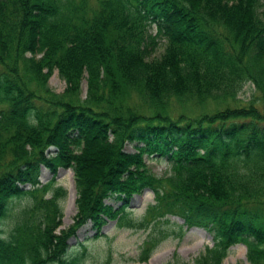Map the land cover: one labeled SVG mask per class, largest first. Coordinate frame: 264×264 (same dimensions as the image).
Segmentation results:
<instances>
[{
  "label": "trees",
  "instance_id": "16d2710c",
  "mask_svg": "<svg viewBox=\"0 0 264 264\" xmlns=\"http://www.w3.org/2000/svg\"><path fill=\"white\" fill-rule=\"evenodd\" d=\"M54 71L60 94L46 85ZM247 83L257 97L229 107ZM145 157L167 172L152 175ZM58 169L76 195L62 230ZM143 190L154 204L132 223ZM24 197L0 264H79L83 248L68 256L67 241L85 224L96 239L106 220L144 228L167 215L211 234L194 264H221L234 245L264 264V0H0V224Z\"/></svg>",
  "mask_w": 264,
  "mask_h": 264
},
{
  "label": "rangeland",
  "instance_id": "374dc122",
  "mask_svg": "<svg viewBox=\"0 0 264 264\" xmlns=\"http://www.w3.org/2000/svg\"><path fill=\"white\" fill-rule=\"evenodd\" d=\"M94 0H88L92 3ZM154 34L153 28L149 30ZM163 42L159 41L149 59H156L162 53ZM48 88L60 94L64 89V83L54 71L47 79ZM80 96L84 98L85 82L81 81ZM257 97L256 92L250 84H245L235 96L236 102H229L231 108L246 106V104ZM136 101L130 96L128 103ZM259 106H261L258 103ZM258 106L259 110L261 108ZM184 108L197 113L199 106L186 104ZM178 109H173L172 113L177 114ZM196 111V112H195ZM134 143L126 144L124 151L134 153ZM144 163L149 172L155 177H161L167 172V162L164 158L150 157L144 158ZM51 174L44 168H40L38 181L41 185L48 182ZM54 185L65 191V197L59 201L61 209L60 226L57 230L68 228L72 224L75 214V190L72 173L68 169H58L54 177ZM27 188V186H23ZM48 196L46 195L45 198ZM105 203L112 208H116L119 203L109 199ZM29 204L26 197L19 200H12L9 204L8 217L0 224V235L4 236L14 223L16 214ZM153 195L148 190H143L139 195L133 196L127 207L128 219L132 223L142 222L146 209L153 205ZM147 220V219H146ZM94 230L89 223L79 228L74 237L67 241V255H80L83 248V257L79 264H194V260L207 247L212 245L211 234L199 228L186 229L182 221L171 215L164 218L150 220L144 228H123L118 227L115 221H105L100 229V237L93 238ZM146 245L153 248L144 261H141V249ZM221 264H247L245 261V248L242 245L231 246L227 250L225 258Z\"/></svg>",
  "mask_w": 264,
  "mask_h": 264
}]
</instances>
